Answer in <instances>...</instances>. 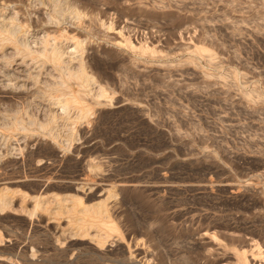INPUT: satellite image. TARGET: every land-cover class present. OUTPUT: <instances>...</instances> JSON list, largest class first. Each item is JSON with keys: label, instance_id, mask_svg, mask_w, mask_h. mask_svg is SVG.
Instances as JSON below:
<instances>
[{"label": "rangeland", "instance_id": "obj_1", "mask_svg": "<svg viewBox=\"0 0 264 264\" xmlns=\"http://www.w3.org/2000/svg\"><path fill=\"white\" fill-rule=\"evenodd\" d=\"M4 27L33 48L55 40L64 63L42 66L15 45L1 48L0 179L25 178L19 190L42 192L47 201L51 193L81 197L70 182L97 187L102 217L117 230L89 239L66 224L68 215L5 212L0 258L239 264L242 252V264H264V0H0ZM77 40L82 51L73 48ZM80 56L94 78L84 96L87 116L58 117L49 134L4 129L16 119L35 129L51 110L59 113L52 98L80 91L75 80L60 86V75ZM36 137L66 154L51 155ZM225 179L237 183V196L214 186ZM205 180L208 190L190 187ZM7 239L12 248L2 245Z\"/></svg>", "mask_w": 264, "mask_h": 264}, {"label": "bare ground", "instance_id": "obj_2", "mask_svg": "<svg viewBox=\"0 0 264 264\" xmlns=\"http://www.w3.org/2000/svg\"><path fill=\"white\" fill-rule=\"evenodd\" d=\"M67 2V1H65ZM67 7V6H66ZM73 8V7H72ZM70 8V12L72 14L75 15V17H79L80 16V12H78V10H74L75 8ZM68 9V8H67ZM60 11V10H59ZM69 11H67L66 13H68ZM65 13V12H64ZM62 14V13H61ZM53 17V16H52ZM56 18V17H55ZM16 32V31H15ZM14 32L13 29H5V27L3 29H0V50L1 48H3L6 44H12V45H15L16 47V51L19 55L22 54V55H25V56H29V58L33 59L34 61L40 63L41 65L43 63H46V62H50L52 63L56 68L57 67H62L61 66V63L63 62L64 58L62 57V51H61V48H60V44L57 45L55 43V40L52 41V43L50 44L48 41L49 40H43L42 41V45L41 46H38L36 48H33L32 46H30L31 43H29L28 40H22L21 42L19 41V44L17 42V38H16V33ZM47 38V36H43V38ZM53 38V37H51ZM17 39V40H16ZM39 39V38H38ZM37 40V39H36ZM37 43V41H34ZM54 42V43H53ZM41 43V42H39ZM74 44V45H73ZM73 48L74 50L76 51H82L84 48H83V44L81 41H76V43H73ZM18 45V46H17ZM71 45V46H72ZM202 49V48H201ZM203 51V50H202ZM207 51V50H206ZM205 51V52H206ZM210 52H208L209 54ZM211 55V54H210ZM209 55V56H210ZM78 56V55H77ZM87 56V55H86ZM79 57V56H78ZM84 58V57H83ZM87 58V57H86ZM79 59V58H78ZM71 62V60H70ZM64 63V62H63ZM62 63V64H63ZM68 63V62H67ZM77 64L75 66H68L66 65L67 67L64 66V71H62V74L60 75V83L59 85L60 86H63V88L65 89L66 86H67V83L68 81H72V80H75L79 83V86H80V91H78L77 93H71V94H66V96L64 97L63 95V98L61 97H53L52 101H54V104H56V106L58 105L59 108H60V112L57 113V112H54L51 110L50 114H48V117L46 120L42 121V122H37L38 124L37 125V128L34 129V127L30 128L31 126H27V124L23 123L22 122V119L21 121L20 120H15L13 123L11 122L9 126H6L4 127V129L6 131H19V132H24V133H27L28 132H34V131H40L41 134L42 133H47L48 129L56 122V119L58 117H62V118H65L67 120L70 121V119H72L74 122L80 118V117H85L87 116L88 112H90V107H89V103H87L88 105L85 104V101H84V96L85 94L87 93V90L88 88H86V86L90 83H92L94 81V78L92 75H89L87 73V71L85 70V65H84V62H83V59L82 57L80 56V59L78 60V62H76ZM46 64H49V63H46ZM70 64V63H69ZM74 65V63H73ZM43 66V65H42ZM41 67V66H40ZM39 78V77H38ZM38 81V80H37ZM58 81V82H59ZM97 81V80H96ZM52 83V82H51ZM94 83V82H93ZM92 83V84H93ZM17 85V84H16ZM50 85V84H49ZM54 85V84H53ZM90 86V85H89ZM19 87V86H18ZM47 87V86H46ZM54 87V86H53ZM68 87V86H67ZM101 87V86H100ZM103 87V86H102ZM59 88V87H58ZM56 89V88H55ZM67 89V88H66ZM45 90V89H44ZM99 93L101 95H104V91L102 88H99ZM53 92H55L54 90H52ZM51 91V92H52ZM60 91V90H59ZM52 92V93H53ZM70 92V91H69ZM67 92V93H69ZM50 93V92H49ZM48 94V93H47ZM51 94V93H50ZM49 94V95H50ZM63 94V92H62ZM61 94V96H62ZM88 95V94H87ZM86 95V96H87ZM91 95V94H90ZM49 98V97H48ZM72 107L77 110L75 114L71 113L72 111ZM57 108V107H56ZM73 109V110H74ZM92 109V108H91ZM59 111V110H58ZM17 116V115H16ZM28 116V115H27ZM18 117V116H17ZM31 117V116H30ZM61 118V119H62ZM20 119V118H19ZM28 119V118H27ZM36 119V118H35ZM33 119L35 122L36 120ZM80 120V119H79ZM31 123H32V120H30ZM29 122V121H28ZM30 123V122H29ZM35 125V123L33 124ZM50 131V130H49ZM58 132V131H57ZM73 132V131H72ZM6 133V132H5ZM37 132H35L34 134H36ZM39 133V132H38ZM16 134V133H15ZM33 134V133H31ZM30 134V135H31ZM40 134V133H39ZM49 134V132H48ZM47 134V136H48ZM72 133H70L71 135ZM51 135V134H50ZM42 137V136H41ZM67 137V136H66ZM69 137V136H68ZM17 138V137H16ZM46 138V137H44ZM35 141H36V144H38L39 148H40V145L41 147L43 148V150L45 149L47 152H51V155L53 153V155H57L58 152H60V154L62 153L63 155H65V151L62 150L61 148H57L55 147V145H52L49 143H43V140H39L36 138H34ZM66 139V138H65ZM70 139V138H68ZM67 140V139H66ZM68 141V140H67ZM64 145V143H63ZM67 147V145H66ZM18 148V147H17ZM38 148V149H39ZM41 148V149H42ZM68 148V147H67ZM70 148V147H69ZM19 149V148H18ZM79 149V148H78ZM67 150V149H66ZM22 151V150H21ZM71 151V150H70ZM25 152V151H24ZM46 152V153H47ZM48 152V153H49ZM72 153V152H71ZM78 153V152H77ZM22 154V153H21ZM74 154V153H73ZM29 155V154H27ZM44 155V154H43ZM69 156V155H68ZM77 156V155H76ZM12 157V156H11ZM21 159V158H20ZM38 162V161H37ZM40 162V160H39ZM45 161L44 162H41V163H36L37 164V167L38 168H44L45 166ZM47 165V164H46ZM90 168V167H89ZM36 176V175H35ZM1 178V177H0ZM10 178V177H9ZM6 179V178H4ZM0 179V214H4L5 212H10V213H22V214H25V215H28V213L33 216L34 214H36L38 212V215H39V211L42 213V212H47L48 213V216L49 214H54L56 217H59L58 215H68L67 217H69L70 219H66L64 216V218L67 220L68 223V226L71 228V226H74L76 229V233L78 234H81L79 236H82V235H85V236H90L89 239L92 238H96V239H101V236H102V231L103 230H109V231H112V230H115V226L114 223L113 224H108L109 222H107L106 220L104 219H107V218H104V216L102 217L103 213L104 215L106 214V212H104V210L106 209V206H105V202L103 204V199H101L100 197L102 196L103 192L101 193V190L100 192H94L96 189H98L97 187H94V188H88V191H83V189L81 190L80 187H77V183H69L68 184V187L70 188V190H73L75 192H80V194H82L81 197L77 198V196L75 197H70L71 195L69 194L68 196L70 197L69 199L67 198H63V196H60L62 198H57L58 196L55 197V194L53 196V194L51 193V200L47 201L49 198H46L47 196L43 195L42 196V192L41 194H38V195H29V193L26 191V193L23 192L24 189H22V192L19 190L18 187H22L26 185V180H23L25 178H22V179H17V180H14V181H4ZM49 179V178H48ZM29 180V179H28ZM34 181V180H33ZM40 184V183H39ZM57 185V183H55ZM61 184V183H60ZM67 184V183H66ZM124 184V183H123ZM126 184V183H125ZM48 185V183H47ZM47 185H45L44 181H43V187H46L47 188ZM52 185V184H51ZM133 185V184H132ZM212 185V183H210L208 180H205L203 181L202 183H197V184H193V185H190L191 188H201L203 190H208L210 188V186ZM12 186H15L18 190H14V189H11L10 187ZM122 186V185H120ZM130 186V185H129ZM214 186L216 188H221V189H224L226 190L227 192L231 193L230 195H232L233 197L234 196H237L236 193L238 194L237 190L236 189H239L237 188V183L235 184V182H233V180H230V179H225V180H221V181H218L216 184H214ZM13 187V188H15ZM29 187V186H28ZM42 187V188H43ZM50 188H48L49 190H51V186L49 185ZM248 188H252L251 185H247ZM38 188H41V187H38ZM55 188V187H54ZM247 188V189H248ZM47 189V191H48ZM85 189V188H84ZM41 190V189H40ZM42 191V190H41ZM44 191V190H43ZM44 194V192H43ZM50 194V193H48ZM66 196V195H65ZM104 196V195H103ZM67 197V196H66ZM93 198H97L95 202L90 201V199H93ZM51 201V202H50ZM106 201V200H105ZM91 202V203H90ZM52 205L54 206L52 208ZM29 206L31 208H29ZM105 206V208H104ZM106 211V210H105ZM46 213V214H47ZM45 214V215H46ZM29 215V216H30ZM37 215V214H36ZM43 216V215H42ZM52 216V215H51ZM71 217H73L71 219ZM35 218H38L40 219L38 216H35ZM42 218V217H41ZM52 218V217H51ZM60 218V217H59ZM57 218V219H59ZM104 218V219H103ZM54 220V219H53ZM69 220V221H68ZM61 221V220H60ZM58 222V221H57ZM112 222V221H111ZM59 225V223L57 224ZM61 225V224H60ZM56 226V225H55ZM54 226V227H55ZM64 228V227H62ZM68 228V227H66ZM105 228V229H104ZM65 229V228H64ZM103 229V230H101ZM101 230V232H100ZM117 230V229H116ZM62 231V230H61ZM71 231V230H70ZM75 232V231H74ZM107 232V231H106ZM105 233V232H104ZM65 234V233H64ZM77 234V235H78ZM108 235V232L106 233ZM104 235L103 234V240H106L107 238L105 236L107 235ZM76 235V234H75ZM110 235V234H109ZM65 236V235H64ZM71 236V235H70ZM69 236V237H70ZM78 236V237H79ZM85 236H83L82 238H84ZM73 238V237H72ZM71 238V239H72ZM77 238V237H76ZM8 240V241H7ZM5 240L7 242V244L4 242V244L2 243V245H5L6 249L11 247L10 246V243H9V240L10 239H7ZM65 240V239H64ZM67 240V239H66ZM93 240V239H92ZM95 240V239H94ZM4 241V240H3ZM11 241V240H10ZM91 241V240H90ZM116 241V240H115ZM2 242V241H1ZM59 242V241H58ZM66 242V241H65ZM64 242V243H65ZM108 242V241H107ZM102 242L101 241H98V244H101ZM105 243V241H104ZM97 244V243H96ZM23 246V245H22ZM61 246V244H60ZM102 246V245H101ZM104 246V244H103ZM111 246L110 244H107L105 243V246H104V250H109L111 249ZM59 247V246H58ZM62 247V246H61ZM4 248V247H2ZM12 248V247H11ZM26 248H27V245L26 246H23L22 249L23 251L26 252ZM60 248V247H59ZM58 249V248H57ZM6 251V250H5ZM66 251V250H64ZM3 252V251H2ZM9 252V251H8ZM1 253V252H0ZM31 252V254L28 258V261H31L34 263V261L37 260V257L36 255ZM237 253V252H236ZM3 254V253H2ZM25 254V253H24ZM65 254V253H64ZM27 255V254H26ZM10 256V255H9ZM16 256V255H15ZM19 256V255H18ZM41 256V255H40ZM237 258H238V261L240 262L239 264H242V262L246 261V257L245 255H243V253H237ZM6 257V256H5ZM0 258V262H3L4 264H8L9 263V259L7 260L6 258ZM28 257V256H27ZM72 257V256H70ZM11 258V257H9ZM75 258V257H74ZM236 258V259H237ZM248 258V257H247ZM250 259L248 258L247 260V263H252L255 261V259L251 258V260L249 261ZM237 261V262H238ZM249 261V262H248ZM19 262V261H18ZM38 262V261H37ZM12 263V261H11ZM249 263V264H250ZM10 264V263H9Z\"/></svg>", "mask_w": 264, "mask_h": 264}]
</instances>
